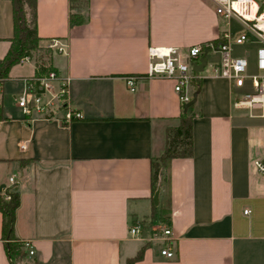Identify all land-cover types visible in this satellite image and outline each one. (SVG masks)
Masks as SVG:
<instances>
[{
	"label": "crops",
	"instance_id": "crops-1",
	"mask_svg": "<svg viewBox=\"0 0 264 264\" xmlns=\"http://www.w3.org/2000/svg\"><path fill=\"white\" fill-rule=\"evenodd\" d=\"M71 1L37 0V23L41 46L51 37L68 44L51 63L70 76L68 105L82 116L68 123L64 112L30 116L18 105L25 78L36 74L35 53L11 67L2 90L0 192L18 189L16 238L35 248L23 247L19 264H128L141 248L133 264H264V175L233 115L242 89L212 74L220 52L206 55L204 69L192 66L191 91L199 90L193 153L169 157L156 190L153 162L183 104L173 79L145 77L133 90L124 77L147 73L151 46L187 49L217 38L233 20L216 12L214 0H75L84 20L72 25ZM13 34V3L0 0V58ZM238 45L235 55L252 50ZM136 217L168 219L177 257L163 255L149 231L131 235ZM0 264H14L1 210Z\"/></svg>",
	"mask_w": 264,
	"mask_h": 264
},
{
	"label": "built area",
	"instance_id": "built-area-1",
	"mask_svg": "<svg viewBox=\"0 0 264 264\" xmlns=\"http://www.w3.org/2000/svg\"><path fill=\"white\" fill-rule=\"evenodd\" d=\"M216 12L228 22L236 20L238 30L229 27L217 38L208 39L182 49L178 46H151L150 62L146 74H126L124 77L131 89H135L140 79L145 77H163L173 79L174 88L179 94L182 104L193 97L192 81L198 76L192 66L200 62L201 57L209 52H220L219 60L211 63L212 74L229 81L231 90L243 89L247 80L251 81L252 89L245 90L234 100L236 107H245L250 114L253 109L260 107L264 115V0H214ZM235 44H254L255 71H250V51L244 55H235ZM46 47L52 52H67L68 44L60 37L48 39ZM33 54H25L20 62H28ZM208 63V60H207ZM207 65V64H206ZM71 94L70 76H64L55 68L43 73L25 78V88L17 97L18 105L24 113L30 116L59 117L68 123L82 116V112L69 108ZM257 170L264 175V152L255 160ZM9 182L14 184L16 179L10 176ZM10 198V193H5ZM149 231L148 240L161 242V253L168 258L177 257L178 237L171 222L166 218L136 217L132 220L129 232L136 237H144ZM23 247L33 254L34 244L31 239L23 240Z\"/></svg>",
	"mask_w": 264,
	"mask_h": 264
},
{
	"label": "trees",
	"instance_id": "trees-1",
	"mask_svg": "<svg viewBox=\"0 0 264 264\" xmlns=\"http://www.w3.org/2000/svg\"><path fill=\"white\" fill-rule=\"evenodd\" d=\"M13 3L14 34L10 37V47L3 58H0V118L3 115L2 90L6 79L9 77L11 67L20 62L25 54H36V74H43L53 68L52 51L41 46V36L38 32L37 23V0H11ZM76 4L71 1L70 23L79 24L84 20L79 11L73 10ZM199 88L200 84L196 83ZM191 105L187 111H182L179 115V122L172 125L167 130V144L163 153L153 162V187L157 189V182L162 175V167L169 157L186 156L193 153V119L195 113ZM10 193V198H6L5 193ZM20 204V193L17 188L6 187L4 192H0V210L3 213V237L6 239V247L10 257L19 259L25 254L23 240L16 238L15 222L16 210ZM143 248L133 257L128 259V264L141 258ZM14 262V260H13Z\"/></svg>",
	"mask_w": 264,
	"mask_h": 264
},
{
	"label": "rangeland",
	"instance_id": "rangeland-1",
	"mask_svg": "<svg viewBox=\"0 0 264 264\" xmlns=\"http://www.w3.org/2000/svg\"><path fill=\"white\" fill-rule=\"evenodd\" d=\"M75 1V0H74ZM231 27H233L234 31L238 30L239 23L236 20H233L231 23ZM252 47L251 51V68L250 71H255V54H254V44H249ZM237 50H242L243 46L238 45ZM252 85L251 81L248 79L246 86L237 92L235 95L236 97H239L245 90H251ZM254 113L253 115L250 114V110L245 107H237L234 108V117L235 122L238 126H241L244 128L243 130V144L246 147V150L249 153V156H255L260 157L262 153L264 152V115H261L262 109L260 107H255L253 109ZM260 155V156H259ZM254 166L256 167L255 163ZM14 264H19V259L13 256Z\"/></svg>",
	"mask_w": 264,
	"mask_h": 264
},
{
	"label": "water",
	"instance_id": "water-1",
	"mask_svg": "<svg viewBox=\"0 0 264 264\" xmlns=\"http://www.w3.org/2000/svg\"><path fill=\"white\" fill-rule=\"evenodd\" d=\"M206 64H207V58H206V55L204 54L202 57H201V59H200V62H195L193 65H194V69L196 70V71H199V70H202V69H204V67L206 66ZM198 93H199V90H196L194 93H193V97L189 100V101H187V102H185L184 104H183V108H184V111H187L188 110V108L192 105V104H194V102L197 100V98H198ZM3 186H4V184H3ZM2 186V187H3ZM2 187L0 188V189H2ZM158 194H159V189L157 190V192H156V199L158 198Z\"/></svg>",
	"mask_w": 264,
	"mask_h": 264
}]
</instances>
